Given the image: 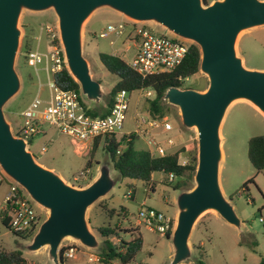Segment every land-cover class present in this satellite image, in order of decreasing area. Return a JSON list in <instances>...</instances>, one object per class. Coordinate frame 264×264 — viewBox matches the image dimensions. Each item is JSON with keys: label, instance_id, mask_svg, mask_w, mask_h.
<instances>
[{"label": "rangeland", "instance_id": "1", "mask_svg": "<svg viewBox=\"0 0 264 264\" xmlns=\"http://www.w3.org/2000/svg\"><path fill=\"white\" fill-rule=\"evenodd\" d=\"M213 1L207 0L206 4H211ZM134 21L111 8L103 7L94 11L84 22L82 30L84 56L90 64L93 78L100 81L105 92L100 105L84 98L89 107H105L110 89L118 81V77L103 65L99 53L115 54L128 63L133 59L135 46L130 33ZM144 23L155 34L170 35L169 31L155 22ZM120 24L124 25L121 31L118 29L108 32L109 25L118 27ZM47 26L53 32L59 30L58 17L53 9L22 11L19 19L20 46L16 57V70L21 78V87L4 107L6 118L12 125L13 131L21 123L20 113L37 95L48 99L51 94L49 86L51 75L45 70V62L33 66L27 58L29 50L41 53L48 51L51 32L46 28ZM100 33L107 35L100 37ZM236 50L245 67L264 70V26L241 32L237 39ZM208 85V76L199 70L197 74L187 78L181 88L205 91ZM147 92L137 90L129 94V108L122 134L135 132L138 136L135 140L137 149L146 150L150 147L155 150L154 145L147 143L153 137L150 133L153 130L147 123H142V119L150 120L147 99L155 96L154 91H149L150 96H147ZM165 104L170 106L165 118L172 124L173 130L168 136L158 135L156 139L167 149V152H175L180 147L186 146L188 150L196 151L198 158L197 129L185 127L179 108L167 102ZM43 130L44 133L32 139L28 149L33 152L39 163L60 174L68 183L81 188L90 185L104 163L111 165L112 175L116 179L113 189L90 206L86 214L88 224L97 236L100 247L92 249L78 245L79 251L74 257H64L61 264H103L99 260H89L92 255L99 257L104 246L105 238L98 231L101 226H111L116 229V234L109 239L117 246H120L123 240L129 241L128 239L137 236L143 238V246L137 254L135 264H170L174 251L171 237L167 238L166 235L148 230L144 225H138L137 216L141 207H153L173 217L176 226L178 206L175 199L179 192L172 187L176 178L171 179V183L165 184L164 181L170 179V175L165 172H155L153 182L150 183L131 178L122 179L113 168V163L105 150L104 140L101 141L97 152L92 155V143L77 144L70 136L47 123L43 124ZM220 134L223 151L220 184L242 224L240 227L232 225L213 210L203 213L196 221L189 239L192 257L184 264H197L200 261L206 264H264V169L257 172L248 155L250 139L264 134V115L249 101L236 100L226 112ZM169 137L173 139L174 146L167 144ZM180 159L187 161L184 155ZM88 160H91L92 168L85 172L83 167ZM91 174L94 176L92 180ZM253 177L255 181L245 187V183ZM8 179L0 168L1 249L22 251L28 264H53L48 257V247L34 252L26 249V245L31 242L35 233L29 239H22L3 224L2 209L10 185ZM152 184L155 185V190H152ZM194 185L193 178L192 187ZM37 205L35 208L40 218L39 228L48 217L49 210ZM77 243L74 238H65L59 251L67 245Z\"/></svg>", "mask_w": 264, "mask_h": 264}, {"label": "water", "instance_id": "2", "mask_svg": "<svg viewBox=\"0 0 264 264\" xmlns=\"http://www.w3.org/2000/svg\"><path fill=\"white\" fill-rule=\"evenodd\" d=\"M103 7L137 22H155L200 49V70L209 78L208 88L199 91L172 86L163 96L165 102L179 108L183 125L196 128L198 134L195 185L181 190L176 198L178 215L171 236L174 251L170 264H184L192 257L189 239L203 213L213 210L232 225L242 224L220 184V128L236 100L250 101L264 113V70L245 67L236 50L241 32L264 26V0H214L211 4L205 0H0V168L34 202L49 210L26 249L34 252L48 247L53 264L62 262L59 248L65 238H74L87 248L100 247L86 214L113 189L116 179L111 165L104 163L90 185L73 186L39 163L28 142L14 133L4 107L21 87L16 70L19 19L24 9L55 11L67 68L79 82L83 97L100 105L105 92L84 56L82 30L92 13Z\"/></svg>", "mask_w": 264, "mask_h": 264}, {"label": "built area", "instance_id": "3", "mask_svg": "<svg viewBox=\"0 0 264 264\" xmlns=\"http://www.w3.org/2000/svg\"><path fill=\"white\" fill-rule=\"evenodd\" d=\"M144 24V22L134 21V24L131 25L132 31L130 35L135 46L134 57L129 62L131 68L143 77L169 72L177 68L188 53L189 40L171 32H169L170 35L155 34ZM123 27V24L118 27L109 25L108 32H114L118 29L121 31L120 29ZM46 28L51 32L48 51L41 53L30 50L27 53V58L33 66L43 61L45 62V70L51 75L49 83L51 94L48 99L36 96L20 113V128L18 133L15 134L26 140L28 145H31L30 142L36 135L44 133L43 124L47 123L70 136L77 144L93 143L100 136L123 135L122 130L129 108V97L126 92H119L115 96L114 105L107 116L94 117L90 115L84 106L82 92L61 88L54 81L53 76L63 69L64 64L67 66L66 56L59 30L57 29L56 32H53L48 26ZM106 35L107 33H100V37H105ZM147 96H150L149 91ZM142 123H147L151 129H162V132L173 130L172 124L165 117L160 120L150 119L149 121L142 119ZM130 134L132 133L126 135ZM148 144L155 146L154 153L156 154L165 155L167 153V149L159 143L156 137L150 138ZM167 144L174 146L175 143L169 137ZM181 164L185 165L186 161L181 160ZM171 179H174L173 174H170ZM8 180L10 185L2 210L6 212L9 229L17 233H22L35 227L37 229L40 218L35 208L36 202L34 203L25 189L17 182L10 178ZM137 224L144 225L152 232L166 235L169 230H174L175 220L173 217L167 216L153 207H141L137 216ZM78 245L83 246L79 243L67 245L64 248L63 256L74 257V254L79 251ZM89 260L98 261L99 257L92 255Z\"/></svg>", "mask_w": 264, "mask_h": 264}, {"label": "trees", "instance_id": "4", "mask_svg": "<svg viewBox=\"0 0 264 264\" xmlns=\"http://www.w3.org/2000/svg\"><path fill=\"white\" fill-rule=\"evenodd\" d=\"M207 3V0H205ZM30 51V50H29ZM28 51V52H29ZM27 52V53H28ZM99 58L106 69L118 77V81L112 86L107 98L106 106L102 108L89 107L87 101L84 100V106L88 113L94 117L107 116L115 102V96L119 92L130 93L140 91H154L155 96L148 98V109L150 119L160 120L167 115L169 105H166L163 99L168 88L172 86L183 87L187 78L194 76L200 70L201 53L199 47L195 43L189 44L188 53L183 62L174 70L143 77L133 70L129 63L123 58L109 53H99ZM58 86L64 89H73L81 92L79 82L71 75L67 66L53 76ZM20 123L16 127L14 133H18ZM138 138L134 132L130 135H113L111 137L100 136L92 143V155H94L102 140L105 141V150L107 151L113 168L123 178H131L142 180L146 183L153 182V174L155 172H165L167 175L173 174L176 178L172 187L176 191L190 189L197 168L198 158L194 150H188L186 146L180 147L175 152H167L165 155H159L151 150H140L135 147V140ZM32 142V140H31ZM30 142V143H31ZM187 158L186 164H181V157ZM249 159L257 172L264 169V134L254 136L249 141ZM92 168L91 160L86 161L83 171L87 172ZM94 178L93 174L90 179ZM254 177L245 183L254 182ZM165 184L171 183L168 178ZM152 190L155 185L152 184ZM4 216V217H3ZM3 224L8 227V218L6 212L2 215ZM173 224V223H172ZM9 228V227H8ZM36 231V227L26 230L22 233L14 232L22 239H29ZM100 234L105 238L104 246L99 253V261L103 264H135L137 262V254L143 246V238L141 236L123 240L120 246H117L110 236L116 234V229L111 226H101L98 228ZM172 230L166 234L167 238L172 235ZM256 245V242H254ZM62 259L64 258V248L60 250ZM0 264H28L20 250L4 251L0 247ZM197 264H206L200 261Z\"/></svg>", "mask_w": 264, "mask_h": 264}, {"label": "crops", "instance_id": "5", "mask_svg": "<svg viewBox=\"0 0 264 264\" xmlns=\"http://www.w3.org/2000/svg\"><path fill=\"white\" fill-rule=\"evenodd\" d=\"M37 96H40V95H37ZM259 112H261V111H259ZM262 113V112H261ZM263 114V113H262ZM264 115V114H263ZM151 130H153V131H150V133H151V135L153 136V137H157V134H159V135H166V136H168L170 133H171V131L170 132H162L161 130L162 129H151ZM158 131H160V132H158ZM158 132V133H157ZM148 143V142H147ZM148 150H151L152 152H154L155 150H152V148H150L149 147V149ZM173 181V180H172ZM178 192H180V191H178ZM178 196V195H177ZM175 201H176V199H175Z\"/></svg>", "mask_w": 264, "mask_h": 264}, {"label": "bare ground", "instance_id": "6", "mask_svg": "<svg viewBox=\"0 0 264 264\" xmlns=\"http://www.w3.org/2000/svg\"><path fill=\"white\" fill-rule=\"evenodd\" d=\"M250 102V101H249ZM251 103V102H250ZM252 104V106L254 107V108H256L257 110H259V111H261L256 105H254L253 103H251ZM262 112V111H261ZM263 113V112H262ZM264 114V113H263Z\"/></svg>", "mask_w": 264, "mask_h": 264}]
</instances>
